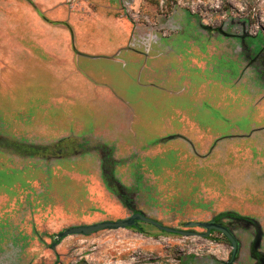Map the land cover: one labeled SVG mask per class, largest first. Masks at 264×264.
I'll use <instances>...</instances> for the list:
<instances>
[{"label": "rangeland", "instance_id": "1", "mask_svg": "<svg viewBox=\"0 0 264 264\" xmlns=\"http://www.w3.org/2000/svg\"><path fill=\"white\" fill-rule=\"evenodd\" d=\"M135 211L264 223V0H0V264L228 261L147 224L53 246Z\"/></svg>", "mask_w": 264, "mask_h": 264}, {"label": "water", "instance_id": "2", "mask_svg": "<svg viewBox=\"0 0 264 264\" xmlns=\"http://www.w3.org/2000/svg\"><path fill=\"white\" fill-rule=\"evenodd\" d=\"M140 222L144 224H148L156 228L160 232H164L171 235L186 236V237L207 238L211 231H216L222 234L226 238V240L230 243V247L232 250L231 260L229 262L230 264L233 262V260L235 259L238 253L239 245L236 238L230 233V231L226 227L216 224L212 221L210 222L190 221V222H186L183 225L186 229L199 228L205 230L204 233L199 234L196 232L180 230L177 228L164 226L160 222L148 218L142 215L141 213H134L127 218L119 219L116 221L107 220L89 225H79V226H72L66 228L56 235V243H54L53 246H56L57 242H60V240H62L63 238L71 235H80L87 237L98 232L109 231V230L133 229V228L136 230H141L140 227L138 226Z\"/></svg>", "mask_w": 264, "mask_h": 264}, {"label": "flooded vegetation", "instance_id": "3", "mask_svg": "<svg viewBox=\"0 0 264 264\" xmlns=\"http://www.w3.org/2000/svg\"><path fill=\"white\" fill-rule=\"evenodd\" d=\"M43 20H44V22H53L52 20H50L48 18H44V17H43ZM68 31H69V35H70V37L72 39V42H73L74 36L72 35V33L70 32L69 29H68ZM70 50H72V53L75 56L81 57V53L78 52V50L75 48L74 45L71 46V49ZM112 96H113V94L110 95V97H112ZM20 126L22 127V123L21 122H20ZM7 131H8L7 128H3L2 129V133L4 135H6L7 137H9L6 134ZM21 131H22V128H21ZM15 145L20 146L18 148L21 149V150H23V147L21 146V144L20 145L19 144H15ZM45 149H47V148H45ZM62 151H68V150H65L64 148H59L56 157H53V159H55V158H61L62 156H64V153H62ZM36 152H37V155H38L37 160H40L43 157H48V153H44V148L42 146H40V148H38V149L36 148ZM77 154L78 153H76L75 155H77ZM47 160H49V159L47 158ZM134 213H141L142 215H144L140 211H135ZM235 214L236 213H231L230 214V212L224 213V215H223L224 217L223 218H227L228 223L221 222L218 219L211 220L212 222H214L216 224H219L221 226L226 227L230 231V233L236 238V240L238 242V245H239L238 253H237L235 259L233 260V262L231 264H236L237 261L240 259V257H241L240 253H241V248H242V244H241L240 239L238 240V238L235 236L234 230L232 229V227H234V226H235V228L238 227L237 229H239V231L241 230V231L245 232L246 233L245 235H247L248 237H250V238H248L249 239L248 240L249 250H248L247 259L252 264H264V223L262 224V222H260V221H258L256 219H251L249 217H241V216H238L237 214L236 215ZM207 222H210V221H207ZM140 224H144V223L140 222L138 224L139 227H140ZM140 229H141V227H140ZM201 230H203V229H201ZM191 232H193V231H191ZM204 232H205V230H204ZM196 233H199V232H196ZM212 233H218V234H220L219 232L211 231L210 234H209V236ZM220 235L223 236L222 234H220ZM224 239L226 240L225 237H224ZM228 244L230 245L229 242H228ZM230 260H231V252H230V256H229V259L226 262V264H230L229 263Z\"/></svg>", "mask_w": 264, "mask_h": 264}, {"label": "trees", "instance_id": "4", "mask_svg": "<svg viewBox=\"0 0 264 264\" xmlns=\"http://www.w3.org/2000/svg\"><path fill=\"white\" fill-rule=\"evenodd\" d=\"M134 229V228H133ZM136 230V229H135ZM139 232H143L142 230H138Z\"/></svg>", "mask_w": 264, "mask_h": 264}]
</instances>
